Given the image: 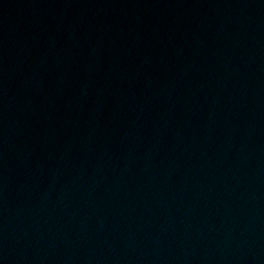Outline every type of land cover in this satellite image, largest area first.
I'll use <instances>...</instances> for the list:
<instances>
[{
	"label": "water",
	"instance_id": "water-1",
	"mask_svg": "<svg viewBox=\"0 0 264 264\" xmlns=\"http://www.w3.org/2000/svg\"><path fill=\"white\" fill-rule=\"evenodd\" d=\"M0 264H264V0H0Z\"/></svg>",
	"mask_w": 264,
	"mask_h": 264
}]
</instances>
